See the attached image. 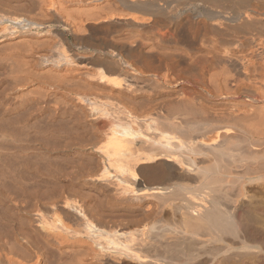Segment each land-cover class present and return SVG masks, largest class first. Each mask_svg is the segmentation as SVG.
I'll use <instances>...</instances> for the list:
<instances>
[{
    "label": "bare ground",
    "instance_id": "6f19581e",
    "mask_svg": "<svg viewBox=\"0 0 264 264\" xmlns=\"http://www.w3.org/2000/svg\"><path fill=\"white\" fill-rule=\"evenodd\" d=\"M0 264H264V0H0Z\"/></svg>",
    "mask_w": 264,
    "mask_h": 264
}]
</instances>
